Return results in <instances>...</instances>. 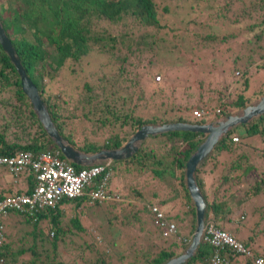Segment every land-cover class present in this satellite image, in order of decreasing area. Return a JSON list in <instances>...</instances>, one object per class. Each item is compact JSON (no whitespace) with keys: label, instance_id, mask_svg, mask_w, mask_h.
<instances>
[{"label":"trees","instance_id":"trees-1","mask_svg":"<svg viewBox=\"0 0 264 264\" xmlns=\"http://www.w3.org/2000/svg\"><path fill=\"white\" fill-rule=\"evenodd\" d=\"M184 1L186 4L180 17L185 19L182 23L186 31L188 24L196 25L190 19L191 13H197L206 6L209 11L218 10L224 20L230 14L229 18L237 26L234 29L231 25L228 27L229 23H223L224 27L219 30L224 33L219 34L213 32L209 24L198 23L202 31L195 33V37L201 39L203 44L217 42L226 46L241 35V31H246V55L239 52L233 60L228 59L232 70L242 71L239 79L244 76L242 82L245 91L233 95L231 90L225 92L222 89V74L218 72H224V68L221 67L223 60L218 52L212 53L217 82L206 80V87L202 82L197 88L183 87L182 83L187 81L190 74L186 71L191 69L188 63L201 65L203 58L192 50L189 61H183L180 56L179 66L168 65L164 61L166 55L179 46L169 45V40L177 35L180 42L184 38L179 34V28H171V37L167 34L162 36L164 26L161 21L168 8L163 7L160 11L155 0H0V21L59 133L78 150L95 153L122 147L144 125L180 122L201 125L207 119L194 117V111L213 114L218 108L220 113L214 117L217 120L237 113L264 95V76L259 86L254 85L252 94L245 95L251 77L249 70L255 67L264 75V0H216L213 4V0ZM208 15L213 16L211 13ZM129 19L132 21L129 22ZM104 23L112 29H105ZM134 24L144 30L135 46L134 39L128 42ZM180 52L185 53L183 50ZM142 53L150 56L144 70H148V65L152 63L150 61L161 54L160 67L165 70L161 73L162 82H156L151 75L150 80H144L146 76L140 75L141 83L126 78L127 85H124L117 78L111 81L104 73L98 76L97 72L96 78H88L81 67L89 56L97 58L107 55L117 62V71L125 73L128 58L136 60ZM244 58L245 64H240ZM179 68L180 80L175 79L173 73ZM65 69L74 75L82 74L83 84L77 98L65 91H58L57 94L48 91L52 84L62 88L60 83L55 82L64 80ZM233 72L229 74L230 77ZM170 83L181 86L180 96L172 93L173 89L167 86ZM236 83L232 81L231 84ZM137 87L142 88L139 94ZM65 96L71 98L65 99ZM68 100L71 101V108L64 105ZM184 117H191L194 121L185 120ZM83 120L90 122V132L81 127ZM101 130L108 134L99 143L97 138ZM203 137L192 132L157 135L145 140L133 157L113 163L109 192L118 195L119 201L89 206L83 197L62 201L54 209H45L34 218L18 215L27 226L32 227V243L27 248L20 245L14 247L6 240V233L0 244V264H165L181 255L189 245L195 228V208L185 184V163ZM235 137L238 138L237 142L232 141ZM250 138L264 142V114L248 124L231 129L196 171V181L207 204L205 223L228 234L243 251L225 244L213 246L212 236H208L207 240L203 237L196 254L186 264H256L257 259L264 260V243L258 244L256 241V237H260L264 242V204L250 208L248 213L241 212L237 220L231 219L234 214L232 201L238 194L240 205L258 198L264 201V148L245 142ZM24 151L40 153L58 149L32 111L22 92L19 76L0 46V157L15 156ZM60 157L64 159L61 154ZM204 166L211 167L208 170L211 175L216 170L219 172L215 183V176H210L213 178L210 186L199 176L200 172L204 174L206 171ZM24 174L21 181L26 183V187L16 191L3 189L0 200L7 194L31 192L34 175L31 172ZM124 174L128 178L112 187L113 179L118 180ZM18 176L13 177L16 179ZM146 176L157 181L158 190L151 179H145ZM18 181L14 182L17 184ZM68 204L74 205V210L86 205L88 209L104 213L94 229L97 237L85 232L80 216L70 206L67 207ZM153 206H158L163 214L162 219L156 217ZM175 207L180 208L178 212L174 211ZM113 214L109 218L108 215ZM104 220L108 225L103 224ZM114 220L117 228L109 225ZM164 221L168 223L167 226L162 224ZM248 221L250 225H246ZM231 222L238 223L237 227L232 228ZM169 225L176 227L175 235L168 233ZM121 232L127 233L124 235L132 241L127 250L119 248L115 238ZM74 235L83 237L84 244H70V248L64 252L69 256L66 258L59 251V242L65 245V238Z\"/></svg>","mask_w":264,"mask_h":264},{"label":"rangeland","instance_id":"rangeland-1","mask_svg":"<svg viewBox=\"0 0 264 264\" xmlns=\"http://www.w3.org/2000/svg\"><path fill=\"white\" fill-rule=\"evenodd\" d=\"M156 4L159 7V10L162 9L163 7H167L168 8V13L163 15V19L161 21V24L164 26V28L162 29V36L165 37L164 34H167L169 37H171L172 33L170 32L171 28H179L180 29V33L184 40L182 42H180V36H176V38H172L169 40V45H173V44H179L178 49H173L174 52L166 55V58L164 59V61L166 63H171L174 65H180V56L182 57L183 61H189V58L191 56V53H193L192 50H196L197 51V55H200L203 58V62L201 63V65H196L195 62L192 63H188V65L190 66V70H186L188 72H190L189 76H187V81L183 82V87L186 88H192V87H196L198 86L199 82H202V84H204V86L206 87V80H209L210 83H216L217 82V78L215 76L214 70L215 68H213V66L215 65V61L212 58V53L213 52H218V56L222 61L221 67L223 66L224 68V72H218L220 75V80L223 81V90L225 92L231 90V94H236L238 92H242V90L245 91V85H243V79L244 76L239 79V77L242 74L241 70H232L231 69V65L228 62V59L233 60V57L236 56V54H239V52L243 55H246V50L247 49V44L245 42V37L247 36L246 31H241V35H239L235 40L230 41V43H228V45L223 46L222 43H209V44H203L201 43V39H198L197 37H195V33H200L202 30L198 27V23L201 25H208L211 26L212 31H216V33H224L223 31L220 32L219 28L224 27L223 23H229V25H231L230 27H233L234 29H236V25L234 24V22H232V19L229 18L230 14L228 15L227 19H223L221 16H219V11L217 10V12L213 11V10H208L207 6L201 8L202 10L197 12V13H191L190 15V19L192 21L196 22V25H194L193 23L188 24V31L184 30L183 28V21H185V19H183V17H180V12H184V4H186V2L184 0H155ZM210 2H208L209 4ZM216 3V0H213L211 2V4ZM214 6V5H213ZM161 11V10H160ZM212 11V12H211ZM208 13L213 14L212 17H210L208 15ZM132 19H129V22H131ZM105 29H112V27H110L108 24H103ZM213 26V28H212ZM101 27V26H100ZM132 31L131 33V37H129L128 42H130L131 39H134V46L136 45V42H139L140 39L139 37L142 38L141 34H144V30L141 26L139 25H132L131 26ZM214 29V30H213ZM208 31V30H206ZM194 32V33H192ZM157 39V37H156ZM242 42V43H241ZM229 49V50H228ZM258 49V48H257ZM180 50L185 51V53H181ZM245 51L244 53L241 52ZM259 50V49H258ZM257 50V51H258ZM220 51H222V54L220 55ZM181 53V54H180ZM150 56H146L144 55V53L139 54L138 57H136V60H134L132 57H129L127 60V65L125 66V73H120V71H117V62H115V60H110L109 57L107 55H100L97 56V58H95L94 56H89L85 59V62H82L81 67L83 68V72L85 75L88 76V78L91 76L92 78H96L97 76V72H98V76H102L103 73L105 74V76H107L108 79H111V81H113L114 79H118L121 83H123L124 85H127V83L125 82L126 78L130 79H136L139 81V83L142 82V75H144V80L149 79L150 75L151 77H153V79L156 82H162L163 78L161 77L162 74L164 73L165 70L162 69L163 67H160V60L162 58L161 54H158L157 57H154L152 59L151 65H148V70H144L145 64H148L149 62H146L147 59H149ZM177 58V59H175ZM245 58L243 59L242 62H240V64H245ZM196 61V58H195ZM78 71V69H77ZM185 71V72H186ZM232 76L230 77L229 74L232 72ZM159 72V73H157ZM229 72V73H228ZM64 73L66 75V77L64 78L63 81L58 82V80L55 83H60V85L62 86V88H57V85H51L49 86L48 91L52 94H57L58 91H65L66 93H69L71 96L75 95V97L77 98L79 96V93L81 91L82 88V84H83V80H82V74L79 72V74L74 75L72 74V72L69 71V69H65ZM157 73V74H156ZM168 73V72H167ZM174 75H176L175 79L178 78V80H180V68L173 71ZM176 73V74H175ZM227 73V74H226ZM240 73V74H239ZM160 74V75H158ZM185 74V73H184ZM226 74V75H225ZM235 74V76H234ZM249 74L251 75V77L249 78V84L247 87V90L245 92V95L250 96L253 92L254 85L259 86L260 82L262 81L263 78V73L261 71H257V69L255 67H252L249 70ZM141 75V77H140ZM186 75V74H185ZM185 75L183 76V78L185 77ZM225 75V76H224ZM160 78V79H157ZM174 78V77H173ZM225 78V79H224ZM229 78V79H228ZM174 79V80H175ZM150 80V79H149ZM232 81H237L236 84L232 85ZM231 84V85H230ZM59 85V84H58ZM141 86V85H140ZM167 86H169L170 88L173 89L172 93L175 95L180 96V91L179 88L181 87L180 85H177V87L173 84H168ZM233 87V88H232ZM141 88V87H140ZM136 88V90L138 91L137 93L139 94V92L141 93L142 88ZM249 88V89H248ZM193 91V90H192ZM166 94L170 95V92H167ZM83 95V94H82ZM59 98V96H57V99ZM61 98V96H60ZM71 98L70 96H65V99H69ZM136 99V98H135ZM134 99V100H135ZM257 101V100H256ZM254 101V102H256ZM70 100L66 101V103H64L65 106L71 108L70 105ZM252 102V103H254ZM251 103V104H252ZM241 111V110H239ZM238 111V112H239ZM235 114V113H234ZM185 120L188 121H194L193 118H189V117H184ZM220 119V118H219ZM218 120V119H217ZM208 121V120H206ZM216 119L213 118L211 120V122H215ZM90 122L83 120L82 121V125L81 127L85 129L86 132H90L91 131V125L89 124ZM207 123V122H205ZM203 123V124H205ZM108 132H104V130L99 132V137L97 138V141L99 143H101L103 141V139L107 136ZM204 139V137H203ZM245 142L248 143H256V147L258 146V148L260 147L261 149L264 148V142H261L260 139L257 140L256 138H250V139H246ZM259 152H261L262 150H258ZM208 163V162H207ZM210 167V166H209ZM209 167L204 166L203 169H206V173L204 172V174H202L203 172L199 173L200 177H203L204 180L206 181V185L210 186V184L212 183L210 176H215L214 182H217L216 178L217 175L219 174V172L216 170L215 172H212V175L210 173H208ZM211 168V167H210ZM25 174H22L20 176H18L16 179H14V177L9 174L7 172V170L5 168H0V191H2L3 189H11V191H16L18 189H23L26 187V183L24 184V181H21L24 179ZM128 176L126 174L122 175L119 177V179H113L112 181V187H115L116 185H118L119 181L122 183L123 181H125V179H127ZM145 179H148L150 181H152L151 183L154 184V188H156V190L159 189V185L157 183V181H153L152 178H148V176L145 177ZM18 181V183L16 184L14 181ZM251 180V179H250ZM120 183V184H121ZM111 185V184H110ZM115 190V189H114ZM116 191V190H115ZM124 194V193H123ZM239 195V194H238ZM235 196L234 200L232 201V208L234 209V214L231 216V219H238V217L241 215V212L246 211L247 213L250 212V208H253L259 204L263 205L264 201L260 198L258 199H254L252 201L246 202L245 204L240 205L241 202L239 198L240 196ZM86 204V203H85ZM67 207L73 209L74 205H66ZM239 206V207H237ZM81 206V208H78L76 210H74V213H76L77 215L80 216V222L82 224V226L84 227V230L86 233L91 234V237L95 236L97 237V235L95 234V226L101 222V217L103 216V212L100 211H95V209H88L85 205V207ZM168 209V208H166ZM180 208L175 207L174 211L178 212ZM65 210V209H64ZM110 210V209H109ZM173 211V212H174ZM70 212V211H68ZM174 212V213H175ZM109 218H111L113 215H108ZM109 220V219H108ZM105 226L108 225L107 222L103 223ZM116 224L115 220L111 222V225L113 228H117L118 226H114ZM238 225V223L235 222H231L230 226L232 228H236ZM242 225H245L244 223H242ZM246 225H250V221L246 222ZM6 240L8 242H11L14 247H18L20 246H24V247H29L32 243L33 240V236L30 234V232L32 231V227L27 226L25 220L18 216V215H14L12 214L9 218L6 219ZM150 228L152 229V227L150 226ZM245 233V232H244ZM124 234L127 233H120V236L117 237L115 236L116 240L119 243V248L121 249H128V244L131 243L132 241L128 240V236H125ZM249 234V233H248ZM93 235V236H92ZM51 237V236H50ZM66 242L65 245H62L61 242H59V251L60 253L64 254V252H66L67 249L70 248V244L71 245H75L77 243H80L81 245L84 244V238L80 237L79 235H74L71 236L70 238L67 237L65 238ZM256 241L257 243H264L263 239L260 237H256ZM162 243H165L164 241H159ZM49 247V246H47ZM39 252L42 253L41 249L39 248ZM64 256L66 258H68L69 256L65 253ZM27 257V256H26Z\"/></svg>","mask_w":264,"mask_h":264},{"label":"water","instance_id":"water-1","mask_svg":"<svg viewBox=\"0 0 264 264\" xmlns=\"http://www.w3.org/2000/svg\"><path fill=\"white\" fill-rule=\"evenodd\" d=\"M0 46L15 68L21 84V89L28 99L32 111L36 115L46 135L55 145L65 160L82 167L107 161L111 164L125 161L139 152L142 143L154 136L169 132H192L202 134L203 141L185 163V184L195 208V228L191 240L183 253L170 259L165 264H186L197 252L205 229L206 201L196 181V171L207 159L213 148L231 130L239 125L248 124L251 120L264 114V95L256 102L245 106L235 114L225 115L215 122L205 124H191L186 122L164 123L159 125H144L136 131L120 148L104 149L95 153H84L65 140L53 123L48 109L41 98L39 90L28 78L20 59L8 39L0 21Z\"/></svg>","mask_w":264,"mask_h":264},{"label":"built area","instance_id":"built-area-1","mask_svg":"<svg viewBox=\"0 0 264 264\" xmlns=\"http://www.w3.org/2000/svg\"><path fill=\"white\" fill-rule=\"evenodd\" d=\"M218 113H220L218 108L213 114L198 110L193 112V116L200 119L206 118L208 120L206 122L210 123ZM232 141L237 142L238 138L235 137ZM0 168H5L13 176L31 172L35 179L30 193L7 194L0 200V244L4 241L6 234V219L12 214L34 218L45 209H54L62 201L83 197L89 206L120 200L118 195L109 192L113 170L112 164L107 161L76 170L72 163L60 157L59 151L40 153L24 151L15 156L0 157ZM152 211L156 213L158 219L163 218L158 206H153ZM162 224L168 225L166 221ZM167 231L175 235L176 227L169 225ZM50 236L52 237L53 233ZM208 236L213 237L211 239L213 246L225 244L242 250L241 246L228 234L216 230L212 224H205L202 239L204 237V240H207ZM256 264H264V260L257 259Z\"/></svg>","mask_w":264,"mask_h":264},{"label":"clouds","instance_id":"clouds-1","mask_svg":"<svg viewBox=\"0 0 264 264\" xmlns=\"http://www.w3.org/2000/svg\"><path fill=\"white\" fill-rule=\"evenodd\" d=\"M102 162V161H101ZM96 164V163H95ZM74 165V164H73ZM92 165V164H91ZM89 166V165H88ZM82 167H84V166H82Z\"/></svg>","mask_w":264,"mask_h":264},{"label":"crops","instance_id":"crops-1","mask_svg":"<svg viewBox=\"0 0 264 264\" xmlns=\"http://www.w3.org/2000/svg\"><path fill=\"white\" fill-rule=\"evenodd\" d=\"M8 172V171H7ZM25 177V176H24Z\"/></svg>","mask_w":264,"mask_h":264}]
</instances>
